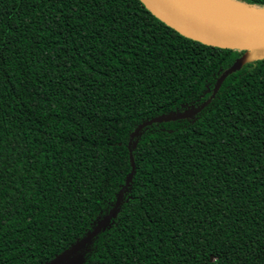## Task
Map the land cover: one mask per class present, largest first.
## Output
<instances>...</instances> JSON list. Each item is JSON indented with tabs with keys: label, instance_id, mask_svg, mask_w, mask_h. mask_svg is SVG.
I'll return each instance as SVG.
<instances>
[{
	"label": "trees",
	"instance_id": "obj_1",
	"mask_svg": "<svg viewBox=\"0 0 264 264\" xmlns=\"http://www.w3.org/2000/svg\"><path fill=\"white\" fill-rule=\"evenodd\" d=\"M246 54L141 0H0V264H264Z\"/></svg>",
	"mask_w": 264,
	"mask_h": 264
},
{
	"label": "water",
	"instance_id": "obj_2",
	"mask_svg": "<svg viewBox=\"0 0 264 264\" xmlns=\"http://www.w3.org/2000/svg\"><path fill=\"white\" fill-rule=\"evenodd\" d=\"M141 1L159 19L187 37L217 47L246 48L245 57L254 58L264 53V22L238 24L214 21L180 7L174 0ZM234 1L244 6L263 8ZM244 60L246 58L241 59L237 66ZM82 245L80 243L79 247ZM73 251H69L53 264H58Z\"/></svg>",
	"mask_w": 264,
	"mask_h": 264
},
{
	"label": "bare ground",
	"instance_id": "obj_3",
	"mask_svg": "<svg viewBox=\"0 0 264 264\" xmlns=\"http://www.w3.org/2000/svg\"><path fill=\"white\" fill-rule=\"evenodd\" d=\"M180 7L220 22L250 24L264 22V9L244 6L234 0H174Z\"/></svg>",
	"mask_w": 264,
	"mask_h": 264
},
{
	"label": "rangeland",
	"instance_id": "obj_4",
	"mask_svg": "<svg viewBox=\"0 0 264 264\" xmlns=\"http://www.w3.org/2000/svg\"><path fill=\"white\" fill-rule=\"evenodd\" d=\"M248 50L252 51V49H251V48H249Z\"/></svg>",
	"mask_w": 264,
	"mask_h": 264
}]
</instances>
